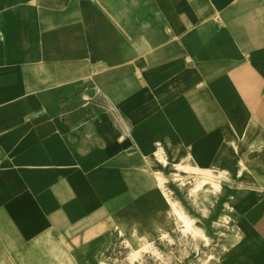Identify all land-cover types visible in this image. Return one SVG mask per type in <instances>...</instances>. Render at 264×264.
<instances>
[{"label":"crops","instance_id":"1","mask_svg":"<svg viewBox=\"0 0 264 264\" xmlns=\"http://www.w3.org/2000/svg\"><path fill=\"white\" fill-rule=\"evenodd\" d=\"M159 152L224 174L219 264H264V0H0V264L146 241Z\"/></svg>","mask_w":264,"mask_h":264},{"label":"rangeland","instance_id":"2","mask_svg":"<svg viewBox=\"0 0 264 264\" xmlns=\"http://www.w3.org/2000/svg\"><path fill=\"white\" fill-rule=\"evenodd\" d=\"M156 162L161 164L155 170L158 186L171 216L156 215L157 227L146 241L131 242L115 232L95 264H219L233 239L231 217L210 208L224 174L192 167L187 160L167 163L160 152ZM134 233L144 237L142 230Z\"/></svg>","mask_w":264,"mask_h":264}]
</instances>
